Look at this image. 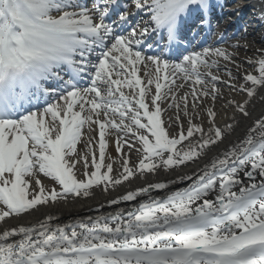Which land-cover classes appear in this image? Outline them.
Instances as JSON below:
<instances>
[{
    "label": "snow or ice",
    "instance_id": "6c2138e0",
    "mask_svg": "<svg viewBox=\"0 0 264 264\" xmlns=\"http://www.w3.org/2000/svg\"><path fill=\"white\" fill-rule=\"evenodd\" d=\"M133 7L0 0V264H264V115L231 140L239 122L233 115L218 125L214 104L204 109L207 126L195 123L196 109L221 96L218 83L236 87L230 71L226 81L218 74L219 61L234 54L204 47L179 62L166 58L186 26L210 24L211 0H133ZM250 63L255 74L239 89L248 98L264 88V54ZM247 103L229 101L243 117ZM85 127L98 141L82 139ZM113 133L116 175L106 152ZM125 148L139 155L132 167ZM169 172L174 178L128 186ZM94 189H123L108 205L128 207L63 224L48 214L8 225Z\"/></svg>",
    "mask_w": 264,
    "mask_h": 264
},
{
    "label": "bare ground",
    "instance_id": "6f19581e",
    "mask_svg": "<svg viewBox=\"0 0 264 264\" xmlns=\"http://www.w3.org/2000/svg\"><path fill=\"white\" fill-rule=\"evenodd\" d=\"M211 3L214 6H218L219 9L222 10L224 16L226 18H231L234 13L233 11L242 10L243 6L246 7L243 9L245 13L244 19L241 14L240 19L238 20L242 25L240 27L241 34L235 36L234 38H229L230 40L225 42L223 46L212 48H224L228 52L233 53V61L226 62L220 60V70L218 74L221 76L222 81L228 80L227 72H231L234 79L231 81V84L236 87H230L229 84L226 83H218L217 87L220 89L221 96L217 98L215 102L211 101L209 98L204 105V108L196 109V112L199 113V118L195 120V123H203L204 126H207V115L204 109L213 107L217 112L216 122L218 125H225L226 123H231L232 121L229 119L233 115H235L236 121L239 122V125L236 129V133L229 137V139H234L235 135L243 132L247 127H249L256 119L260 116L264 115V88H259L256 94L252 98H248L244 92H241L240 85L245 84L243 77L247 73L255 74V65L254 63H250V61H255L260 57L261 54H264V0H211ZM229 13H228V12ZM233 12V13H231ZM239 12V11H238ZM233 19V18H232ZM231 20V19H230ZM233 22V20L231 21ZM197 33L200 30L196 31ZM195 32V33H196ZM197 33L194 37H197ZM202 36V33H201ZM193 36L190 38L191 42L193 41ZM235 45H239V47H235ZM206 47H211L210 45ZM198 51V50H197ZM140 75L144 78V69L141 66ZM183 81L177 79V84L182 83ZM190 83L186 84L182 89H176L178 94H183L190 90ZM127 91V90H125ZM245 100L247 103V110L249 112L248 117H243L239 112L235 111V108L232 104H229V101H233L236 103H242ZM189 104H191V99L189 98ZM191 112V107L189 108ZM175 109H169L163 114V119L167 123L168 118L170 116H174ZM186 126V122H185ZM84 135L82 139L84 141H88L89 137L96 136V141H98V135L89 131L87 127L83 129ZM96 141H93L95 143ZM115 134L113 133L109 137V144L106 149L107 156L111 157L114 161L113 175H116L121 170V154L116 152L115 145ZM227 140L225 144H227ZM221 148L224 145L220 146ZM78 149L84 150V145L79 144ZM218 151L217 148H213L209 152V157L214 155ZM123 154L129 155V166L132 167L138 163L139 155L136 151H132L130 154L128 153L127 148L123 149ZM207 158L204 160H200L198 164L193 163L189 164L186 168L182 169V173L190 174L194 170H198L202 168L206 163ZM110 162L106 157L105 163ZM83 172V162L77 165L76 175L82 176ZM176 173H167L165 175H148L147 179L136 178L133 179L131 185H128L131 188L145 186L147 183L151 182H159L165 178H174ZM83 177V176H82ZM43 183H47L48 179H43ZM123 189H118L117 191H112L109 194H105L100 190L94 189L93 194L88 198H79L72 199L70 198L67 203L59 202L56 204H50L46 207H41L38 212H32L30 215H25L22 220H17L16 218H9L8 225L16 226L18 223H35L38 219H42L45 215L51 214L52 216L57 218L58 223H67L76 219L88 217V216H96L98 214L113 212L117 207L126 208L127 204L113 205L109 206L108 201L117 197L119 192H122ZM155 195V193H154ZM163 195V193H160ZM3 224H0V227H3Z\"/></svg>",
    "mask_w": 264,
    "mask_h": 264
},
{
    "label": "rangeland",
    "instance_id": "374dc122",
    "mask_svg": "<svg viewBox=\"0 0 264 264\" xmlns=\"http://www.w3.org/2000/svg\"><path fill=\"white\" fill-rule=\"evenodd\" d=\"M77 177L78 178H83L81 175L79 176L78 174H77ZM49 187H51L52 186V182L50 181V180H48V182L46 183Z\"/></svg>",
    "mask_w": 264,
    "mask_h": 264
}]
</instances>
